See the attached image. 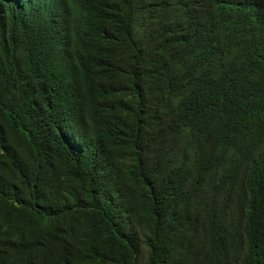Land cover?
<instances>
[{"label":"trees","instance_id":"trees-1","mask_svg":"<svg viewBox=\"0 0 264 264\" xmlns=\"http://www.w3.org/2000/svg\"><path fill=\"white\" fill-rule=\"evenodd\" d=\"M0 0V264H264V0Z\"/></svg>","mask_w":264,"mask_h":264},{"label":"clouds","instance_id":"clouds-1","mask_svg":"<svg viewBox=\"0 0 264 264\" xmlns=\"http://www.w3.org/2000/svg\"><path fill=\"white\" fill-rule=\"evenodd\" d=\"M212 1L216 0H190L189 3L182 5L167 4L176 8V12L183 22H189L191 18L194 19L193 22L198 21L199 23L196 25L191 24L192 28L196 31L210 26L211 22L216 19H209L207 15H204L205 5L210 4ZM65 5L68 14L72 15L75 20L80 19L87 12L83 0H65Z\"/></svg>","mask_w":264,"mask_h":264},{"label":"rangeland","instance_id":"rangeland-1","mask_svg":"<svg viewBox=\"0 0 264 264\" xmlns=\"http://www.w3.org/2000/svg\"><path fill=\"white\" fill-rule=\"evenodd\" d=\"M146 254H147V251L145 250L144 245H142L140 248V251H139L138 264H144L145 263Z\"/></svg>","mask_w":264,"mask_h":264}]
</instances>
